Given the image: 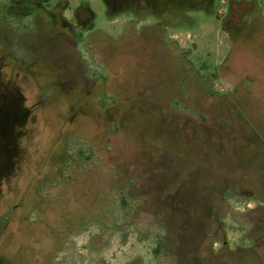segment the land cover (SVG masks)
<instances>
[{"label": "rangeland", "instance_id": "1", "mask_svg": "<svg viewBox=\"0 0 264 264\" xmlns=\"http://www.w3.org/2000/svg\"><path fill=\"white\" fill-rule=\"evenodd\" d=\"M40 1L0 0V19L7 6ZM48 4L70 19L89 11L94 35L118 43L123 72L119 86L109 81L106 95L86 100L40 94L45 78L5 71L25 93L36 122L18 142L17 171L2 185L0 230L9 224L1 238L4 264H187L196 250L187 246L199 237L198 209L210 193L202 189L209 177L218 182L209 190L220 189L225 179L229 194L218 233L216 225L206 228L204 248L209 244L213 251L195 263L264 264L263 226L256 223L264 220V0ZM28 19L3 23L18 33ZM77 29L79 53L91 72L100 73L103 49L85 44L87 29ZM7 40L0 30V47ZM41 69L56 77L50 66ZM155 148L164 153V172L173 162V184L193 194L170 202L183 228L180 261L170 245L156 252L166 230L162 212H152L154 196L145 198L143 211L142 201L122 186L124 172L134 170L132 195L144 188L149 163L143 160L154 159ZM216 234L231 251L220 249Z\"/></svg>", "mask_w": 264, "mask_h": 264}, {"label": "flooded vegetation", "instance_id": "2", "mask_svg": "<svg viewBox=\"0 0 264 264\" xmlns=\"http://www.w3.org/2000/svg\"><path fill=\"white\" fill-rule=\"evenodd\" d=\"M48 2L41 0L38 5L29 6L33 11L27 16L11 14L9 7L12 5L7 6V17L0 19V30L8 37V42L0 47V195L3 181L13 176L18 169L21 158L17 153L18 142L28 135L29 126L36 122L32 108L25 106V93L11 80L10 72L5 71L17 69V73L21 72L23 77L45 78L48 83L41 87L40 94L49 92L54 97L96 99L106 95L107 82L114 80L120 85L119 75L123 72V64L117 54L118 43H112V39L106 35L98 36L99 39L94 35L89 26V11L74 13L70 19L64 9L49 6ZM8 17L19 21L29 18L24 31L17 33L5 26L3 22ZM77 25L80 29H87L85 44L96 43L98 49H103L99 61L100 73L91 72L78 51L83 38ZM109 47H113V50L107 54L104 49ZM21 51L22 54L19 53ZM43 66H50L56 77H48L41 69ZM79 223L82 225L84 220H79ZM7 225L5 222V226L1 227L0 246L3 229L6 231ZM3 260L0 258V264H4Z\"/></svg>", "mask_w": 264, "mask_h": 264}, {"label": "trees", "instance_id": "3", "mask_svg": "<svg viewBox=\"0 0 264 264\" xmlns=\"http://www.w3.org/2000/svg\"><path fill=\"white\" fill-rule=\"evenodd\" d=\"M45 1H48V0H45ZM32 11H33V8L29 6H24V5H14V6L12 5L9 7V12L11 14H15L18 16H27L31 14ZM115 127L118 131V126L115 125ZM141 152H144V149L142 147L139 149L138 154L141 155ZM154 152H155L153 156L154 159H151L149 161V159L146 158L147 160L146 159L143 160L149 163V165L144 169L145 172L143 173L144 181L147 182L146 185H144V188L138 189L137 193L135 192L136 194L132 195L133 194L132 191L134 190V188H136V178H135V175L133 174L134 170H131L130 173L124 172L125 176L123 178L121 176V178L124 179L122 186L128 188L130 198L140 199L142 201L141 210L143 211H145L144 205L146 206V199L148 198V195L152 194L154 196L153 202H152L153 203L152 212L156 213L157 210L158 212L159 211L162 212V216L164 220L163 224L166 230V236L163 239H161V243L159 244V248L156 249V252H158L161 249L167 248L166 245H170L168 247L170 253L175 258H177V260L180 261L178 250H176V248L179 245L178 242H179L180 232L182 231L183 228L181 225L180 218H178L179 215L174 210V208L170 205V202L172 204L177 202L178 196L181 197L183 195V198H185L186 196L191 197V195L193 194L185 193L184 195L182 188H179L177 187L176 184H173L174 181L176 180L174 179V176H172L173 172H175V168L173 167V162L171 161L170 163V170L164 172V170L161 169L162 168L161 161L162 159L163 160L165 159L164 153H159L158 148H155ZM179 170H181V167H178V171ZM220 182H221L220 189H217V191H214L212 189L209 190V188H207L209 184L213 185L214 187V185L218 183V182H214V180H212V178L209 177L206 180V183L208 185L202 188L204 191L206 190L210 191V193L206 195V203L202 202L203 205L200 206L201 209H198V218H200L198 220H200L199 224L201 225L199 227V237L197 238L192 237L189 239L190 241L188 242L189 245L187 247L193 246L196 250H194V253L192 254V256L188 257L189 259L188 258L186 259L187 260L186 262H188L187 264H196L195 261L197 262L198 259L208 257V255L211 254V252L213 251L211 245L209 246V244H207V247L204 248V244L206 243V241H208V235H207L208 230L206 231V228H210L216 225L217 233H218V229L219 227H221V223H222L219 217V214L221 212V206L223 202L225 201L226 196L229 194L228 193L229 191L224 189L225 186H223L226 183V180L222 179ZM170 184L172 185V188H170L169 192H166L165 190L168 188V185ZM204 195L205 194L201 196L203 197ZM187 197L185 200H188ZM199 199L203 201L202 200L203 198H199ZM122 202L124 203V201ZM170 212H174V215L171 218L168 217V213ZM256 223L261 224V226H263L262 228H259L262 232V233H259V238L263 240L264 239V220L261 219L259 220V222H256ZM169 235H173L174 240L170 239ZM213 237L216 242H221L220 249L231 251L229 250V248L226 247V242L221 241V239L218 238V234L213 235ZM201 252H205V255H201Z\"/></svg>", "mask_w": 264, "mask_h": 264}]
</instances>
